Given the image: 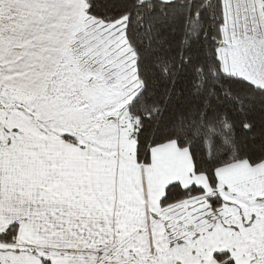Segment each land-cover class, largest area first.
<instances>
[{
	"label": "crops",
	"instance_id": "crops-1",
	"mask_svg": "<svg viewBox=\"0 0 264 264\" xmlns=\"http://www.w3.org/2000/svg\"><path fill=\"white\" fill-rule=\"evenodd\" d=\"M33 1L35 15L43 3L26 0L25 6ZM43 2L50 10L40 21L46 31L72 23L74 38L84 4ZM64 6L76 18L64 19ZM249 8L247 30L231 37L245 44L254 36L247 34L251 26L264 25L263 0H251ZM262 37L257 35L261 48ZM257 48H244L245 53L251 49L252 61L243 76L264 87V53ZM8 49L0 50L5 56H0V232L12 224L19 232L15 244L0 243V264H219L215 254L221 252L236 264H264V162L219 169L213 192L205 176L193 173L188 150L175 143L154 148L147 165L136 162L132 140L130 159L97 150L117 141L116 132L110 126L93 128L91 139L80 124L52 128L49 122L77 118L54 111L55 101L49 110L43 102L49 93L43 94L39 76L32 78L46 72L27 60L17 64L27 56L15 59ZM16 100L24 109L14 105ZM70 134L79 144L62 138ZM172 183L200 186L205 194L162 208L160 200ZM213 194L222 198L221 208L211 207Z\"/></svg>",
	"mask_w": 264,
	"mask_h": 264
},
{
	"label": "snow or ice",
	"instance_id": "snow-or-ice-1",
	"mask_svg": "<svg viewBox=\"0 0 264 264\" xmlns=\"http://www.w3.org/2000/svg\"><path fill=\"white\" fill-rule=\"evenodd\" d=\"M250 2L122 0L106 17L115 43L110 55L96 52L112 82L120 79L121 102L131 98L126 110L141 151L175 143L217 166L249 152L264 160V87L234 75L220 56L226 37L231 43L247 30ZM25 5L0 0V29L22 26Z\"/></svg>",
	"mask_w": 264,
	"mask_h": 264
},
{
	"label": "rangeland",
	"instance_id": "rangeland-1",
	"mask_svg": "<svg viewBox=\"0 0 264 264\" xmlns=\"http://www.w3.org/2000/svg\"><path fill=\"white\" fill-rule=\"evenodd\" d=\"M67 1L72 3L78 1L81 7L84 4V0ZM41 2L43 4L38 8L39 13L37 12L35 15L33 13L35 3H37L36 1L31 2L27 7L25 6L27 20L22 26H8L0 29V50L10 47L8 51L14 53L13 57L15 59L18 56H27L26 59H19L17 64H23L26 60L30 62V64L32 63V67L38 64L40 66L39 71L41 73L46 72V74L41 75L38 73V75L35 74L36 76H32V74L35 73L33 69H31L29 73H31L32 78L39 76V80L43 84V94H46L45 92L49 93L46 95L47 97L43 99L45 106L51 110L53 102H58V104L53 106L54 111H62L68 114V118H77L71 120H65V118H63L62 121L49 122L52 123V128L56 127V129L59 130L62 127L61 125L66 123L69 124V129H72L76 127L77 124H80L81 127L85 128V134L92 139L93 137L88 134V130L92 135H95L93 134V128L99 132L110 126L111 130L116 132L115 137L117 141L108 144L107 147H97V150L99 149L105 153L111 151V155L121 154L127 157V159L132 158L134 149L133 142L130 138L131 126L129 123H126L125 111L123 116L119 115L120 111L125 109L131 102V98L121 102V98L126 95V93L122 90L120 79H117L114 83L112 82L115 73H112V75L108 74L110 69L104 68L99 63V60L104 59V57H99L96 52V49L99 48L104 51L106 55H110L108 49L115 42L110 39L109 33L111 29L115 27V24L108 27L95 23L93 32L96 38L94 40L91 36H79L78 39L74 41L73 36L69 34L72 23L64 26L62 30L57 29L55 32L46 31L43 27L45 24L40 21L41 17H43V13L50 12V10L48 9L49 6L44 4L43 0H41ZM48 4L51 6L49 1ZM61 16L66 20L76 18L75 12L69 10V8L65 10V6L61 11ZM50 20L52 19H49L47 24L52 25L54 21ZM263 27L264 25H259L255 28L251 26L250 32L247 34L254 36L252 39H246L247 44L242 43V40H234V38H236L234 37L231 39V43H229L228 39L227 48L224 47V49H222V51H224L223 57H225L226 66L230 65V69L233 70L235 74L243 76L246 70L249 71V64L252 59L248 56L251 49H248L245 53L244 48L257 45V51L261 52L262 49V53H264V44L261 48L262 43L260 39L257 38V35L260 33L264 35ZM2 32H4V35L1 34ZM60 32L62 33V37L59 36ZM44 34L48 36L43 38L42 35ZM50 34L53 35L51 36ZM106 36L109 38L108 41L110 44V46L107 47L105 46ZM262 40L264 41V37H262ZM12 47L14 48L13 50H11ZM0 56L5 58L4 55ZM20 73L22 74V72ZM83 81H86V85L83 84ZM17 95H20V93L16 92V96ZM14 105L24 109L23 103H17V100ZM113 105H115V107H113ZM77 113L80 114V117H77ZM72 114H75V116H72ZM87 115L89 118L86 117ZM123 124L127 125V127H124ZM94 125H96V127H94ZM204 203L202 205L207 208V205H204ZM196 205L201 204L197 203ZM198 207L201 208V206Z\"/></svg>",
	"mask_w": 264,
	"mask_h": 264
},
{
	"label": "trees",
	"instance_id": "trees-1",
	"mask_svg": "<svg viewBox=\"0 0 264 264\" xmlns=\"http://www.w3.org/2000/svg\"><path fill=\"white\" fill-rule=\"evenodd\" d=\"M121 2L122 0H84V4H85L84 13L81 18L79 31L74 36V41H76V39H78L79 36L81 37L91 36V38L94 40L96 38L95 33L93 32L94 24L99 23L100 25L106 26V17L109 15H114L115 12L118 10L117 5L120 4ZM113 25L114 24L108 25V27ZM108 39L109 38L107 37L106 38L107 43H105L106 47L110 46ZM224 45L226 44L225 41L223 40L221 42L220 56L226 65V61L224 60L225 57H223L224 51H222ZM226 70H228V68H226ZM231 71L234 75H237L233 70ZM239 77H242L244 80H247L244 76H239ZM247 81L252 85H256L249 80ZM240 87H246V86L241 85ZM126 109L127 107L125 108L126 123H129V125L131 126L130 138L136 145L135 147L136 162L144 165L150 164L151 152L156 147L154 148L145 147L144 150L141 151L139 141L133 135L135 132V128L133 127L132 124V119H131L132 114L128 112ZM62 138L70 141L71 143L79 144L77 138L71 135H63ZM179 148L181 149V147ZM190 157L193 163V173L196 175L205 176L213 192L217 191V183H218L217 172L219 169L243 162H246L251 166H257L264 162V160H259V156L254 155L252 152L248 153L247 159L241 158L239 160H236L235 162H226L222 166H217L215 163H209L205 161L202 152H197L196 158H194L193 155L190 153ZM204 194H205V189L200 186L192 185L185 188L180 183H172L167 187L164 196L160 200V204L162 208H167L175 204L186 202L191 199L203 196ZM208 201L210 202L211 207L213 209L221 208L223 204L222 198L218 194H213V196H211L208 199ZM18 232H19V227L17 224L10 225L4 231L0 232V243L15 244L17 241ZM215 259L219 264H236L228 252L216 253ZM44 262L45 264L50 263V261L48 260Z\"/></svg>",
	"mask_w": 264,
	"mask_h": 264
}]
</instances>
